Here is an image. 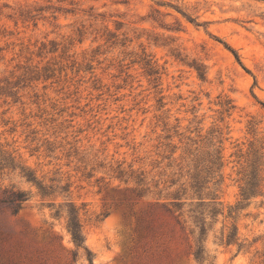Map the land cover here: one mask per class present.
I'll return each instance as SVG.
<instances>
[{"label":"rangeland","instance_id":"374dc122","mask_svg":"<svg viewBox=\"0 0 264 264\" xmlns=\"http://www.w3.org/2000/svg\"><path fill=\"white\" fill-rule=\"evenodd\" d=\"M0 162V264H264V0H0Z\"/></svg>","mask_w":264,"mask_h":264},{"label":"trees","instance_id":"16d2710c","mask_svg":"<svg viewBox=\"0 0 264 264\" xmlns=\"http://www.w3.org/2000/svg\"><path fill=\"white\" fill-rule=\"evenodd\" d=\"M187 19L190 22L195 23L193 18H189L187 17ZM196 25H198V23H195ZM234 55L235 59L237 60V62L240 63L239 61V57L237 55V53L234 50H231L227 45H225ZM198 74L201 78L204 77V73L201 71H198ZM2 162H0L1 164ZM214 164V162H213ZM4 165L1 166V168ZM255 166L254 164L251 165V170L249 171V174L246 175V180L244 181L243 185L240 188V199L238 200L237 204L232 207L229 211L228 214L230 215L233 211L239 210V209H243L245 206H247V203H244V200H247L249 198H251L252 196H255L257 194L256 188L259 185V181L257 179V173L255 172ZM29 179H34L33 177H31V174H29L27 176ZM195 183H199V180H195ZM196 186V185H194ZM180 199V197L174 196L172 197V201H171V207H166V205H164L166 211L170 212L172 215L173 213L177 210V209H181V204H179V202H177ZM200 200H202L201 198H199ZM27 200V195L20 190L17 189H4L2 192V195L0 196V204L2 206H4L5 208H7L11 214L16 215L19 210L22 208V204L23 202H25ZM202 201L200 202V204L194 205L193 207L189 208L187 211L190 213L189 217H191V219L193 218V223H194V227L190 229V233L193 234L195 232V229L197 230V235H196V244H195V248L193 249V256L195 258V260L197 261H202L205 259V257L207 256L206 254V250L203 244L204 241V236L207 233V227H206V214L204 212V207L205 206H210L209 204H204ZM205 205V206H204ZM176 208V209H174ZM209 212L212 215H217L219 212L218 210H215V207H211L209 209ZM57 214V213H56ZM208 214V213H207ZM181 213L177 214L176 216H174V220L175 223L180 225V227L182 229H185L186 224V220H181L180 216ZM66 227L68 232L71 235V238L74 242V244L77 247H81L83 249H85L86 251V258L87 261L89 262V264H92V254L91 252L87 249V247L84 244V236L81 230V225L79 223V219H78V215H77V211L74 208H70L68 209L67 212V220H66ZM237 235V228L234 227L232 230H230L224 237L223 241L226 244H230L232 243Z\"/></svg>","mask_w":264,"mask_h":264}]
</instances>
